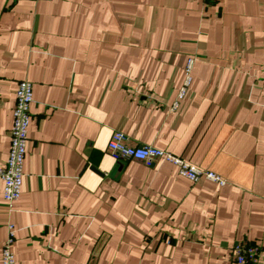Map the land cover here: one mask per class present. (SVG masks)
Segmentation results:
<instances>
[{
    "label": "crops",
    "instance_id": "1",
    "mask_svg": "<svg viewBox=\"0 0 264 264\" xmlns=\"http://www.w3.org/2000/svg\"><path fill=\"white\" fill-rule=\"evenodd\" d=\"M22 79L19 200L0 177L17 264H264V0H0V167ZM117 130L227 182L117 161ZM237 242L261 257L236 262Z\"/></svg>",
    "mask_w": 264,
    "mask_h": 264
},
{
    "label": "built area",
    "instance_id": "2",
    "mask_svg": "<svg viewBox=\"0 0 264 264\" xmlns=\"http://www.w3.org/2000/svg\"><path fill=\"white\" fill-rule=\"evenodd\" d=\"M194 58H190L186 64V77L172 105V109L179 107L192 82V69ZM34 102L33 83L27 79L18 82L16 92V104L13 113V125L11 128V144L5 166L0 167V177L4 182L3 197L7 203L19 200L22 193L23 178L25 175V160L29 141V128L32 121L31 106ZM109 153L117 161L137 160L151 166L158 160L173 163L178 173L191 180L199 181L206 178L224 185L227 181L221 175L198 167L184 158L162 149L153 144L133 143L129 136L122 131H114L108 144ZM15 225L9 224V237L0 246L3 264H17L12 244L15 239ZM258 246L246 242H237L232 249V257L238 263L256 262L261 257Z\"/></svg>",
    "mask_w": 264,
    "mask_h": 264
}]
</instances>
